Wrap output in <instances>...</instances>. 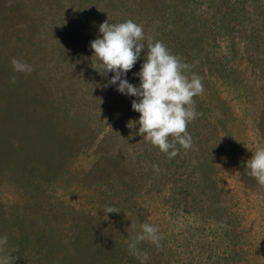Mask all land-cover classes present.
I'll return each instance as SVG.
<instances>
[{"label":"rangeland","instance_id":"1","mask_svg":"<svg viewBox=\"0 0 264 264\" xmlns=\"http://www.w3.org/2000/svg\"><path fill=\"white\" fill-rule=\"evenodd\" d=\"M125 19L202 78L191 147L174 156L133 124L138 98L91 66L99 24ZM257 146L264 0H0V258L140 264L127 241L148 222L162 238L138 243L146 264H264V185L245 166Z\"/></svg>","mask_w":264,"mask_h":264},{"label":"clouds","instance_id":"2","mask_svg":"<svg viewBox=\"0 0 264 264\" xmlns=\"http://www.w3.org/2000/svg\"><path fill=\"white\" fill-rule=\"evenodd\" d=\"M98 31L100 35L89 42L96 57L95 66H91L101 75L111 72L109 84L115 85L124 95L138 98L131 101V108L139 113L133 121V124H139L138 132L169 157L179 151L177 144L186 149L191 147L192 137L187 126L199 115L193 96L203 91L202 78L194 72L186 74L190 65L173 54L163 41L147 37L146 48L143 25L133 19L111 23L105 20L99 24ZM145 48L143 62L133 74L139 78V83L134 85L126 74ZM10 63L14 72L32 71V65L22 59L13 57ZM10 79L15 82V76ZM251 153L245 166L249 175L264 185V146H257ZM112 211L111 206L106 209V212ZM131 226L134 230L137 228L136 224ZM138 228L128 239V248L140 264H146L148 253L139 249L138 243L146 240L159 246L162 235L156 224L141 222ZM7 240V235H0V245L6 244ZM0 264H11V261L0 258Z\"/></svg>","mask_w":264,"mask_h":264}]
</instances>
